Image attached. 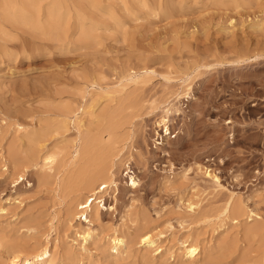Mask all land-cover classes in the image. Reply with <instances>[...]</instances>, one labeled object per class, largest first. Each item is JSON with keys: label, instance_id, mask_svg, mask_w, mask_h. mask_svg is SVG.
Wrapping results in <instances>:
<instances>
[{"label": "rangeland", "instance_id": "rangeland-1", "mask_svg": "<svg viewBox=\"0 0 264 264\" xmlns=\"http://www.w3.org/2000/svg\"><path fill=\"white\" fill-rule=\"evenodd\" d=\"M56 1L62 34L43 36L0 11V264L45 246L52 264H264V31L250 27L264 19V0H98V10L86 0H48L44 8ZM107 89L114 100L102 99L84 130L100 135L90 158L111 168L120 189L117 201L107 200L114 210H100L89 228L72 213L78 197L63 186L68 170L54 178L28 164L18 177L3 164L8 145L24 152L33 135L34 149L60 151L72 167L70 111ZM169 105L173 128L165 135L157 112ZM66 117L68 130L60 126ZM225 210L239 222L220 227ZM116 230L129 241L119 257ZM158 230L164 249L154 255L138 235ZM88 231L94 238L85 241ZM186 237L202 245L194 262L179 251Z\"/></svg>", "mask_w": 264, "mask_h": 264}, {"label": "bare ground", "instance_id": "bare-ground-1", "mask_svg": "<svg viewBox=\"0 0 264 264\" xmlns=\"http://www.w3.org/2000/svg\"><path fill=\"white\" fill-rule=\"evenodd\" d=\"M45 1L47 2L48 0H0V11L2 13L1 15H3L5 18H10V19H13V21L22 23L23 25L28 26L30 29H32L35 32L37 31L39 33H44L43 36H45V33L47 34L49 32H56V30H61L59 28H62V30H64L63 27L65 26V24L64 25L62 24V17L59 15L60 14L59 11L61 9V3L56 1V2L52 3L53 5L51 4L52 6L50 5V6H48V8H47V6H45L46 8H44V2ZM86 1L90 2V5L93 7V9L99 8L98 2H100V1H98V0H86ZM220 1H222V0H220ZM234 2H236V0ZM86 3H84V4H86ZM159 3H160V1H159ZM169 3H170V1H169ZM169 3H168V5H171V3L170 4ZM142 4H143V1H142ZM66 5H67V3H66ZM157 5L155 4V7ZM158 6L160 7L161 5H158ZM164 6H162V7H164ZM150 7H152V5ZM155 7L153 5V8H155ZM159 7L157 8L158 10H160L162 8L161 7L159 9ZM172 7H170V8L172 9ZM67 8H69V7H67ZM65 10H66V8H65ZM168 10H170V9L168 8ZM155 12H159V11H155ZM76 14H77V12H76ZM67 18H68V16H67ZM10 19H8V21ZM65 20H66V18H65ZM77 21H78V17H77ZM233 22L234 21L231 20L230 23L233 24ZM79 24H80V21H79ZM14 25H15V23H14ZM62 25H63V27H61ZM80 26H82V25L80 24ZM80 26H79V28L81 29L82 27H80ZM250 27H252V28L253 27L259 28L260 27L259 28L260 31H264V19H259L258 21L256 20L255 22L250 24ZM226 28H227L226 26L223 27V29H226ZM80 29H78V30H80ZM253 29H255V28H253ZM83 31H85V30H83ZM58 32H56V33H58ZM0 33L2 34L3 32L1 31ZM59 33H61V31ZM88 34H89V31L84 32L85 36H88ZM63 35H64V33H63ZM82 35H83V33H82ZM48 36H49V34H48ZM54 37L53 38L51 37L52 40L55 39ZM54 41H56V40H54ZM57 42L58 43L60 42L58 40V38H57ZM63 42H67V41L64 40ZM56 47H58V46H56ZM3 50H5V48H2V52H4ZM147 73H149V71ZM135 77H136V75H135ZM107 90H109V89H107ZM107 90L98 91L97 94L100 95L99 98L93 99L92 102H90L88 104L89 106L82 105V106L78 107L76 110L70 111V112L74 113L76 116L74 123L76 124L75 129L77 130L76 137L69 140L71 147L75 150V153H76V155H75L76 158L74 159L75 162L72 164V167H70V168L68 166L66 167L67 163H65V157H62V159H60V156H61L60 151L56 152V150H55V152H53V151L44 152V151H37L36 149H34L35 141L32 138L33 135H28L25 138L27 150H25L24 152L27 154V158H25L23 156L24 152H21V150L19 149L20 147L18 145H16L15 143H12V144H10V146L8 145V149H7V155H9V159L5 158V163L3 164L5 171H8L10 169V167L13 168V165L15 167H17V170L15 169L16 171H14V172H15V174L18 175V177H22V176L26 175L27 170L25 168L27 167L28 164H31V166H33V167L41 166L42 169H45L44 171L48 175L53 176L54 178H59L61 173L65 174L64 171L68 170L67 173L65 174L63 186L66 188L71 187L73 189V193L77 194L76 197H78L77 202H76L75 206L73 207L72 213L74 216H77L80 219V221L82 223H84L86 226H88L89 228L94 223V221L96 219H99L100 210H102V209H105L106 211L114 210V205L113 204H110V205L107 204V200L111 196V198H113L115 201H117L118 198H116V194L119 192V189H120L119 184H118V179L115 177V174H113L111 168L105 167L104 165L101 164L100 161H99L100 164H96V162H92L93 160H91V158H90V155H92L91 154V148L95 146L97 141H98L97 143H99L100 135L97 138L98 139L97 140L93 136L95 134L92 135L89 130L88 131L84 130L85 128H88L92 123L97 121L96 117L94 115L96 114L95 110H96V106L98 105V103L102 99H104L105 101H109V102H112L114 100V94H113L114 91L112 89L109 91H107ZM128 99H126V100H128ZM127 104H130V103H127ZM125 106H126L125 104L124 105L122 104L121 107L120 106H118V107L120 108V111H121L125 108ZM158 108H159V110L157 112L158 113L157 114L158 126L161 128V130H164L165 135H168L169 133H171V130L173 128V125L171 122V114L173 113V105L163 106V107L159 106ZM116 114L118 115L120 113L118 112ZM61 119H62V121L60 122V124H61L60 126H62L64 129L68 130L70 124L73 122L70 121V119H68L67 117L61 118ZM98 121H100V120H98ZM57 127H58V124H57ZM24 130H25V128H24ZM26 131H25V133H26ZM112 131H114V130H112ZM56 132H58V131L56 130ZM110 132L111 131H109V133ZM43 134H44V132H43ZM158 135H160V133H158ZM46 137H48V136H46ZM112 137H114V134L112 135ZM22 138H24V137H22ZM43 140H45V139H43ZM77 142H80V143L77 144ZM105 145H102V147L104 148ZM110 146H111V144H110ZM102 147H101V151L103 149ZM107 149L109 150L110 148H107ZM103 153H105V152L103 151ZM103 153H102V155H103ZM106 153H107V151H106ZM121 153L122 152L118 153V155L116 154L117 157H120ZM3 155H5V154H3ZM100 158H101V156H100ZM105 158H107V157H105ZM79 159H81L82 161L84 160V163L79 165L78 164ZM101 161H103V160H101ZM109 161H111V160H109ZM109 163H111V162H109ZM114 166H115V164H114ZM62 167L64 169H61ZM127 169H128L127 174L129 176L130 184H131V186H135L138 183V178L135 175L134 171H132V167L130 164L127 165ZM209 176L214 180L215 184L220 186L219 178L216 177V175L209 174ZM104 189H109L110 191H112V193H110L109 191L104 192L105 191ZM236 207L238 209V208L242 207V204L238 203L237 205H235V208ZM189 208H190V210H192V212H195L197 209L200 208V203L199 202L198 203H190ZM231 208H233V207H231ZM2 210L5 211L6 209L3 208ZM223 215L225 217H222L221 223L219 224L220 227H224L227 224V220L234 221V223L239 222V221H237L239 216H236V217L233 216L232 217L230 215V213L227 212V210H225L223 212ZM249 228H251V227H248L246 229V231L248 230L251 232L253 227L250 230H249ZM82 236H83V239L85 241H89V240L94 238V233H93V231L83 232ZM163 238H164V231L158 230L156 234H153V233L148 232V231H142L138 235V243L141 244V246L144 247V249L149 250L154 255H160L164 249ZM111 242L114 245L113 246V248L115 250L114 255L116 257L121 256L124 252H127L129 249V241H128L127 236L124 235L122 232H119L117 230L115 231L114 236L111 239ZM53 249H55V248H53ZM29 250H31V249L29 248ZM179 251L182 253V256L185 259H187L188 261L194 262L202 254V245L199 243V241L196 239V237L195 238L186 237L181 241V246H180ZM13 256H14L16 263H18V264H52L53 260H54L53 251L48 246H45L36 252L33 251L32 253H29V252L23 253L20 251H15V253H13ZM171 257H172V255H171ZM210 263L211 262H209V264Z\"/></svg>", "mask_w": 264, "mask_h": 264}]
</instances>
